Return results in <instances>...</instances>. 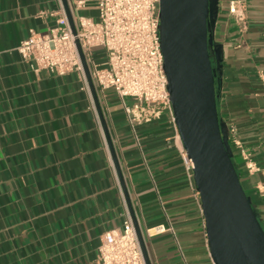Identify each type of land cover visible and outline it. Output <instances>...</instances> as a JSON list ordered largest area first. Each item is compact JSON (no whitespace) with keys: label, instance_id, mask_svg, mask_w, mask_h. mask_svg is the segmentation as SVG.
<instances>
[{"label":"crops","instance_id":"crops-1","mask_svg":"<svg viewBox=\"0 0 264 264\" xmlns=\"http://www.w3.org/2000/svg\"><path fill=\"white\" fill-rule=\"evenodd\" d=\"M66 1L74 23L98 18L91 0ZM244 5L243 26L226 0L218 3L217 101L249 155L233 149L264 227V0ZM62 17L69 22L63 0H0V264H98L104 233L120 231L130 214L88 80L36 72L17 51L31 30L51 33ZM95 88L151 264H215L171 114L140 126L138 144L124 112L122 128L107 93ZM167 216L177 241L169 231L147 233Z\"/></svg>","mask_w":264,"mask_h":264},{"label":"water","instance_id":"water-1","mask_svg":"<svg viewBox=\"0 0 264 264\" xmlns=\"http://www.w3.org/2000/svg\"><path fill=\"white\" fill-rule=\"evenodd\" d=\"M74 34L76 25L63 0ZM219 0H160V38L168 91L180 139L194 164L215 264H264V227L244 190L228 141V125L218 112V75L222 45L214 41ZM81 60L104 128L126 202L143 251L151 264L112 143L89 66Z\"/></svg>","mask_w":264,"mask_h":264},{"label":"built area","instance_id":"built-area-1","mask_svg":"<svg viewBox=\"0 0 264 264\" xmlns=\"http://www.w3.org/2000/svg\"><path fill=\"white\" fill-rule=\"evenodd\" d=\"M91 1L98 9V18L79 16L75 21L76 34L62 17L58 20L61 27L51 33L31 30L30 35L17 47L18 53L36 72L46 70L57 75L76 72L87 82L79 43L95 85L104 97L107 90H114L138 144L140 126L161 119L165 111L171 114V122L180 140L167 88L168 79L161 47L160 0ZM226 1L228 14L237 24L244 26V0ZM86 3L87 0H78L77 6L84 7ZM96 48L103 50L99 60L94 55ZM127 99H131L132 104ZM228 141L232 151L237 148L244 159L248 160L249 155L242 149L235 126L228 125ZM180 152L186 169L194 179V164L190 156L184 147ZM249 168L253 169L252 166ZM168 231L174 234L177 241L174 226L168 216L167 223L147 229L149 236ZM98 264H145L130 214L124 219L120 231L104 233L98 248Z\"/></svg>","mask_w":264,"mask_h":264},{"label":"rangeland","instance_id":"rangeland-1","mask_svg":"<svg viewBox=\"0 0 264 264\" xmlns=\"http://www.w3.org/2000/svg\"><path fill=\"white\" fill-rule=\"evenodd\" d=\"M103 50L101 48H96L95 51H94V55H95V58L97 60L100 59V56H102L103 54ZM107 93V96H108V100H109V103L114 107V113H115V117L116 119H118V125H122V126H119V127H122L124 128V122L121 121L123 118H120V117H123V108H122V105L120 103V101L118 100V97L116 96L115 92L113 89H109L106 91ZM128 103L129 104H132V100L131 99H127Z\"/></svg>","mask_w":264,"mask_h":264},{"label":"trees","instance_id":"trees-1","mask_svg":"<svg viewBox=\"0 0 264 264\" xmlns=\"http://www.w3.org/2000/svg\"><path fill=\"white\" fill-rule=\"evenodd\" d=\"M232 152H233V160H234L235 166H236L237 171H238V166H237V163H236L235 158H234V156H235V151H232Z\"/></svg>","mask_w":264,"mask_h":264}]
</instances>
